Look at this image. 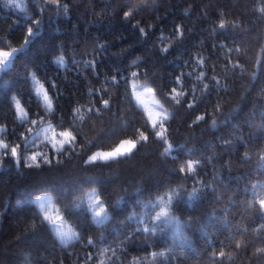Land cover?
Here are the masks:
<instances>
[{
    "label": "trees",
    "instance_id": "1",
    "mask_svg": "<svg viewBox=\"0 0 264 264\" xmlns=\"http://www.w3.org/2000/svg\"><path fill=\"white\" fill-rule=\"evenodd\" d=\"M64 2L69 5L68 12L57 14L55 10H50L43 14L47 17L44 26L30 44L27 55L15 62L8 75L0 73V124L8 126L6 142L22 143L19 138L21 133H24L29 142L32 141L31 133L25 132V128L32 126L14 122L10 108L11 97L15 96L31 112L32 108L25 103L30 87L25 83V77L29 70L37 72L42 81L45 76L56 81V91L60 96L55 107L67 121L74 108L81 105L93 106L90 103L89 88L102 87L105 77L115 75L117 70L122 75H127L125 69L146 70L148 83L157 88V97L169 108V104L159 93L169 91L170 86L176 87L173 83L175 76L193 71L194 56L205 58V68L195 69L199 72L207 70L208 65L224 63L225 54L216 46L227 43L232 47L233 42L247 45L248 59L241 60L245 74L234 76L228 82V92L221 93L226 103L222 109L224 114L218 115L217 119L223 123H218L216 128L211 127L210 121L192 124L197 115L205 110H212V105L216 102L215 94L192 109H188L183 102L175 106V117L170 122L174 143L178 141L180 144H187L188 150H198L200 154L212 157L202 169H198V174L201 180L213 185L215 191L208 189L201 202L184 203L178 207L177 214L181 218H191L193 221L199 219L200 223L193 222L185 229L187 244L181 247L177 243L176 257L165 264H212L206 254L211 251L209 242L216 244L218 240H225L229 236L230 232L224 228L225 221L231 226L243 221L241 226L246 225L251 229V222L255 219V213H245L241 204L247 179L257 176V157L254 153L264 146V127L261 126L264 124V100L260 98L261 90L264 89V64L257 70L254 63L261 45H264V22L251 11L255 0H155L154 3L153 0H147L146 5L142 4L141 9L134 11L133 16L128 19L124 18V12L129 11L133 4H141V0ZM43 6L41 0H30L26 11L21 12L10 6L8 0H0V39L7 41L11 47L18 48L25 36L26 30L22 26L25 17L35 16L38 8ZM220 11H224L228 19L239 16L249 31H212ZM137 22L148 32L146 37L135 27ZM177 26L183 31V37L179 40L173 35ZM99 44L105 45V48H99ZM169 44L171 46L168 52L160 50ZM4 47L5 45L0 44V48ZM61 53L68 63L66 69L61 67L58 70L54 60ZM93 58L97 61L95 71L101 74L99 80L90 69L84 67L83 62ZM137 60L139 69L132 66V62ZM254 70L255 80L251 75ZM216 74H220L219 67ZM141 82H144L143 78ZM108 83L116 104L113 113L121 108L124 110L120 114L122 117L135 119L137 126H140V116L126 103L122 94L123 87L116 88L111 86L110 81ZM183 83L186 88L193 84L199 88L195 75L183 77ZM81 115L88 114L82 110ZM92 120L97 131L92 133L90 126L85 127L84 132L89 139H97L102 129H112L110 137L100 141L99 148H92L79 157L66 159L63 164L40 169L8 166L5 160V167L0 168V264H85L89 253L95 258L100 250L106 248L116 249V256L119 257L116 264L120 261L127 264L134 256L144 255L145 251L162 250L171 244V232L159 238L146 236L134 232V221L126 222L131 209L143 211L138 207L143 198L137 197L134 189L143 187L145 196H148L169 184L182 183L190 190L193 181L180 179L174 174L172 169L178 165L164 163L154 152L158 147L155 142L145 145L127 163L84 166L81 161L87 155L96 150L111 149L120 139L127 138L125 131L128 134L132 131L131 128L125 130L111 114H106L103 118L93 116ZM52 123L56 124V120L52 119ZM235 137L241 139L237 140ZM221 138L232 140V144H222ZM245 152L252 153V163L244 161ZM180 162H183V158ZM116 176L119 179L115 183L105 182L102 190V196L111 202L124 198L121 206L112 212L110 221L104 225H96L90 218L85 222L81 217L83 227H76L75 219L63 213L82 236L79 241H73L67 246L39 226L34 206L18 203L34 198L30 193L41 186H49L62 192V199L68 202L79 188H88L85 183L88 177L107 181L109 177ZM94 186L101 187L100 184ZM54 202L63 211V205L58 200ZM209 218H213L212 223H209ZM34 222L37 227L32 231L29 225ZM89 236L94 241L93 245L87 243ZM247 239L251 242L248 249L225 264H264V258L253 256L255 247L264 245L251 232ZM225 251H232L230 244ZM88 264H95V259Z\"/></svg>",
    "mask_w": 264,
    "mask_h": 264
},
{
    "label": "snow or ice",
    "instance_id": "2",
    "mask_svg": "<svg viewBox=\"0 0 264 264\" xmlns=\"http://www.w3.org/2000/svg\"><path fill=\"white\" fill-rule=\"evenodd\" d=\"M30 0H8L10 6L16 7L21 12L26 11ZM155 0H153V3ZM239 2V0H236ZM43 7L38 8L36 15L33 17H25L24 27L25 36L23 43L18 48H13L11 45L0 39V44L5 45L0 48V73L4 75L9 74V69L15 62L27 55V50L33 39L38 36L41 28L44 26L45 19L43 14L50 10H55L57 14L68 12V3L64 0H41ZM147 0H141V4H133L129 11L124 12V18L128 19L133 16L134 11H139L141 5H146ZM251 11L256 15L261 22H264V0H255L251 6ZM231 12V10H230ZM235 15V13H233ZM40 17V18H37ZM17 23H19L17 21ZM140 34L144 37L148 35L145 28L139 26V22L135 25ZM151 28V25H149ZM240 30L247 32L243 20L237 16L233 19H228L224 11L218 13V19L214 22L212 31L227 32L229 30ZM174 38L179 40L183 37V31L180 26L174 30ZM163 37H161L162 39ZM168 46L162 47V52H168ZM99 48H105V45L99 44ZM219 47L224 52V63L222 65H208L207 70L196 72L195 69L205 68V58L202 56H194L193 61L195 68L192 72L180 73L175 76L173 83L176 87H171L167 92L161 91L159 95L169 104V108L164 106L160 100L156 98L157 88L148 83L147 71L137 70L128 71L127 75H122L117 70L115 75L105 77V81L100 88H89L90 103L92 107L78 106L72 110V116L65 121L62 114L57 110L55 104L58 103L60 93L56 91L58 85L56 81L45 76L43 81L38 78L37 72L29 70L26 73L25 83L29 84L28 96L25 103L32 108L29 112L21 100L17 97H11L10 108L13 111L14 122L18 121L20 125H31L32 127L25 128L26 133H32L33 129L37 130L36 136L29 142L21 133L19 138L22 143H10L8 141V126L7 124H0V168L5 167V160L8 166H15L17 168L26 169H40L44 166L51 167L54 164L60 165L66 159L81 156L82 153L91 151L92 148H99L100 141L110 137L112 129H102L97 139H89L84 132L85 127L90 126L92 133H96L97 127L93 122L92 117H105L106 114H111L116 117L125 130L131 128V134L125 131L127 138L120 139L119 142L111 147L108 151H93L87 155L81 162L84 166L89 165H103L111 166L113 164L127 163L133 160L140 152V150L152 142L158 145L154 150L155 154L161 158L164 163H173L178 166L172 169L175 175L180 179H191L193 184L189 190L185 184L176 183L164 186L162 189H157L155 193L145 196V189L143 187H136L134 189L137 197H142L141 203L138 205L143 211H137L136 208L131 209V214L126 217L127 221H134L136 228L135 233H142L146 236L167 235L172 233L171 244L162 250L145 251L144 255L134 256L128 260L127 264H165L172 258L176 257V244L179 243L181 247L187 244V237L185 229H187L193 222L200 223L199 219L193 221L191 218H181L177 214V209L184 203L196 204L201 202L203 194L212 189L215 191L213 185L206 183L199 178L198 169L204 167L205 162H210L212 157L204 156L198 150H188L187 144H180L178 141L173 142V130L170 129V122L175 117V106L182 102L188 109L202 103L204 99L215 94L216 102L212 105V110H205L201 115H197L192 121L193 125H198L202 121H210L211 127L216 128L218 123L217 116L223 115L224 97L221 93H227L229 84L234 76L244 75L245 67L241 60H247V45H240L233 42L232 47L227 43L220 44ZM57 69L63 67L67 68V63L63 53L57 56L54 60ZM84 67L90 69L93 75L99 80L100 73L96 72L97 61L95 58L85 60ZM255 67L258 70L261 64H264V45H261L257 59L255 60ZM132 66L137 69L140 68L139 62L133 61ZM220 68V74L217 73V68ZM209 72L212 74L209 75ZM195 75V80L199 85L184 86L183 77H192ZM252 79L256 78V71L254 70ZM143 78L144 82H141ZM111 86L120 88L123 87V96L130 109L135 110L139 116L140 121L137 126L135 119L129 120L122 117L120 114L124 111L117 108L113 113V108L116 107L115 101L110 94L109 83ZM207 81V82H205ZM105 96L108 98L105 99ZM187 97V98H186ZM264 100V89L261 90V97ZM99 104V107L95 105ZM88 115H81V111ZM43 113V114H42ZM51 117L56 120V124L52 123ZM47 127H41L42 125ZM264 127V124L261 125ZM57 128L63 129L57 131ZM15 133V128H13ZM43 136L40 145L36 144V140ZM239 140L240 137H235ZM220 142L224 145H231L232 140L221 138ZM23 145V146H22ZM45 147L47 151H38L39 147ZM79 149V150H78ZM31 153L27 155L26 153ZM257 157L255 162V170L257 176L255 178L249 177L247 183L244 185L243 195L244 199L241 204L244 207L245 213L254 212L255 219L251 222L253 226L249 229L248 226L243 225V221L235 226H231L227 221L224 223L225 230L230 232L225 240H218L216 244L210 241L211 251L206 253L212 264H225L226 261H233L237 256L248 249L251 243L247 239L249 232L254 234L258 240L264 245V146L260 147L254 153ZM199 157V158H197ZM183 162L181 163V159ZM243 159L247 163H252V153L245 152ZM119 179L116 177H109L107 181H99L94 177H88L85 183L88 188H79L78 192L73 193L71 199L65 202L62 197V192H57L55 188L49 186H41L36 188L32 193L33 199L19 201L18 203L34 206L35 218L38 220L39 226L48 230L62 245H69L73 241H79L82 236L76 231V228L68 224L63 213H67L76 221V227H83L81 224V217L85 222L90 218L92 223L96 225H104L112 219V212L121 206L123 197L114 202L109 201L102 196L103 184L115 183ZM254 180V182H253ZM100 184L97 188L94 185ZM200 185L197 187L196 185ZM55 193V195H53ZM54 200H58L63 205V211L59 207L53 210L52 205ZM213 222V218H209V223ZM37 224L34 222L29 225L30 230L35 231ZM203 227V226H202ZM237 235L239 239H237ZM225 241L229 243L226 244ZM87 243L93 245L92 237L87 238ZM230 244L232 251H225V248ZM218 248V250H217ZM253 256L257 258H264V246L255 247ZM95 259V264H116L119 257L116 256V249L106 248L99 251L94 258L89 253L85 259V264ZM119 264H123L120 261Z\"/></svg>",
    "mask_w": 264,
    "mask_h": 264
},
{
    "label": "rangeland",
    "instance_id": "3",
    "mask_svg": "<svg viewBox=\"0 0 264 264\" xmlns=\"http://www.w3.org/2000/svg\"><path fill=\"white\" fill-rule=\"evenodd\" d=\"M156 98L159 100V98L156 96ZM161 102V101H160ZM162 103V102H161ZM41 127H47V125L45 124V125H42ZM61 130H63V129H58L57 128V131H61ZM36 134H37V130L34 128L33 129V132L31 133V136H30V140H33V138L36 136ZM43 140V136H41L39 139H37L36 140V144L37 145H40L41 144V141ZM38 151H45L46 149H45V147H43V146H41V147H39L38 149H37ZM108 150H111V149H106V150H101V151H108ZM97 151V150H96ZM31 153L29 152V153H27V155H30ZM33 199V198H32ZM57 207H59L55 202H53V205H52V208H53V210H55ZM66 219V218H65ZM67 220V219H66ZM67 222H68V224L69 225H71L72 227H74V225L72 224V223H70L68 220H67ZM75 228V227H74ZM76 231H78L77 229H76Z\"/></svg>",
    "mask_w": 264,
    "mask_h": 264
}]
</instances>
